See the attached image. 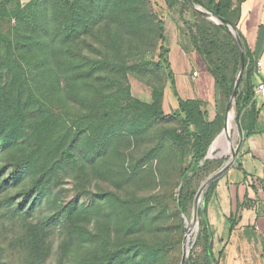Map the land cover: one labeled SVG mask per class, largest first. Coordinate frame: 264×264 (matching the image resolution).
<instances>
[{"label": "rangeland", "instance_id": "374dc122", "mask_svg": "<svg viewBox=\"0 0 264 264\" xmlns=\"http://www.w3.org/2000/svg\"><path fill=\"white\" fill-rule=\"evenodd\" d=\"M203 11L208 12L176 0L170 12L193 33L201 28L219 41L214 59L228 66L231 77L233 59L223 23ZM168 12L164 0L0 5V54L11 56L17 45H31L16 53L29 75L23 85L24 128L16 145L0 147V169L15 160L29 165L22 183L0 195V264H181L186 234L185 264H264L260 235L254 228H236L239 206L233 222L222 220L218 186L231 167L215 180L207 204V252L199 212L210 184L204 186L232 150L206 158L183 181L176 143L181 122L165 117L177 103L158 58L157 21ZM241 77L232 98L231 91L220 96L217 107H204L209 121L218 114L214 140L225 127L226 114H233L229 142L236 158L248 111L237 118ZM150 108H161L164 116H153ZM257 108V128L264 129V112L260 115ZM38 182L45 193L39 194L37 207L10 219L3 211L9 201L27 210L30 201L23 192ZM184 187L192 196L185 213L176 201Z\"/></svg>", "mask_w": 264, "mask_h": 264}, {"label": "trees", "instance_id": "16d2710c", "mask_svg": "<svg viewBox=\"0 0 264 264\" xmlns=\"http://www.w3.org/2000/svg\"><path fill=\"white\" fill-rule=\"evenodd\" d=\"M168 9L174 8L176 0H164ZM188 3V0H182ZM193 4H199L212 15L220 18L223 25L221 28L228 35L225 44L229 45L228 52L232 54V76L228 72V66L224 62L216 61L214 53L219 51L218 40L209 39L206 30L199 28L192 32L187 28L186 22H183V28L189 37L190 44L193 50L202 59L206 70L211 74L215 83L217 107L220 96L228 97L233 88V77L240 62V51L238 49L236 39L229 32V28L225 26L228 22L235 25V19L229 12L230 0H191ZM180 19V18H179ZM239 35V34H238ZM241 38V36L239 35ZM157 39L159 41L158 58L160 66L166 71L167 79L173 83L172 72L168 61L169 49L166 45L165 23L163 18L157 21ZM27 44L16 46L11 56L8 52L0 54V147L1 150H6L18 143L26 120L25 111L27 108L25 91L23 85L28 82L29 75L25 70L23 60L16 54L19 49L26 47V50H31L30 42ZM242 53L244 56V70L241 77L242 87L236 94V110L237 118H240L241 111L248 110L247 121L245 126V136H250L259 132L258 120L259 111L254 100V88L256 82L260 80L255 63L250 54L245 50L244 44ZM205 104L200 99H177V107L166 114L165 117H174L180 120L181 130L176 137V143L179 148V156L183 165V181H186L190 175L200 168V163L205 161L207 152L213 143L216 136V131L219 127L217 118L209 121L207 110L204 109ZM153 116H164L161 108H150ZM20 135V136H19ZM29 165L22 160L9 162L0 169V195L7 190L17 187L25 179ZM215 189V181L209 185L203 200V208L200 210L202 215V223L204 226L203 234L207 243V252L210 253L211 241L209 240V224L207 220V204L210 196ZM45 193L43 184L35 183L32 188L23 192L24 198L30 201L27 210H23L22 206L15 202L9 201V206L4 213L10 218H19L23 216L24 211L31 214L39 204L41 197ZM40 194V196H39ZM40 198V199H39ZM192 199L191 194L185 190V187L178 193L176 199L179 210L186 212L189 201ZM248 201L247 195H244L243 202L238 203L239 208H244ZM230 222L234 218L229 217Z\"/></svg>", "mask_w": 264, "mask_h": 264}, {"label": "crops", "instance_id": "0c3cea01", "mask_svg": "<svg viewBox=\"0 0 264 264\" xmlns=\"http://www.w3.org/2000/svg\"><path fill=\"white\" fill-rule=\"evenodd\" d=\"M31 1L0 0V5L18 6ZM229 12L235 19L234 26L241 36L245 50L257 68L260 80L256 82V88L259 83H264V0H230ZM168 14L163 21L166 45L169 49L167 57L173 77V83L169 81V87L176 103L180 97L200 99L205 105L215 106L216 90L213 77L193 50L181 20L170 10ZM169 32L171 39H168ZM255 100L261 115L264 112V102H260L258 98ZM235 164L218 186L217 199L223 208L222 220L227 218L229 221L230 216L235 218V207L242 203L244 195H247L248 201L244 208H240L236 228H254L256 234L264 241V129L244 138Z\"/></svg>", "mask_w": 264, "mask_h": 264}, {"label": "water", "instance_id": "95a60500", "mask_svg": "<svg viewBox=\"0 0 264 264\" xmlns=\"http://www.w3.org/2000/svg\"><path fill=\"white\" fill-rule=\"evenodd\" d=\"M188 3L190 5H193L192 1L191 0H188ZM203 13L206 15V16H214L212 15L210 12H206V11H203ZM215 18L219 21L220 18H218L217 16H215ZM227 26L229 28V30L231 31V33L233 34V36L235 37L236 39V43H237V46H238V49L240 51V62H239V68H238V73H237V81H235L234 83V86L232 88V93H231V98L235 95L236 91H237V88H238V80L239 78L241 77L242 75V72L244 70V56H243V53H242V49H243V45H242V41L238 35V32H237V29L236 27L228 22L227 23ZM231 98H230V101L228 102L227 106H226V110L230 107V104H231ZM231 158L229 159V161H227V163L223 166L222 169H220L215 175L211 176L206 184H205V188L211 184L213 181H215L217 178H219L220 176H222L234 163L235 159H236V150L235 149H231ZM208 158V156L206 155L205 159ZM204 187L201 188L197 194H196V197H195V205L197 204L198 202V196L200 195L201 192H203L204 190ZM196 208V206H195ZM196 215H197V209H195V214H194V218H196ZM188 234H186L185 238H184V242H183V249H182V260H181V264H185V261H186V258L188 256V252H189V238H188Z\"/></svg>", "mask_w": 264, "mask_h": 264}, {"label": "bare ground", "instance_id": "6f19581e", "mask_svg": "<svg viewBox=\"0 0 264 264\" xmlns=\"http://www.w3.org/2000/svg\"><path fill=\"white\" fill-rule=\"evenodd\" d=\"M233 118L234 117H233V114L231 112H228L226 114L225 127L221 130L219 135L216 137V139L211 144V146L208 150V154H207L208 158L220 157V156L227 155L230 153L231 145L229 142V136L231 134L232 128L234 127ZM189 222H191V221H189Z\"/></svg>", "mask_w": 264, "mask_h": 264}, {"label": "built area", "instance_id": "2783aa9c", "mask_svg": "<svg viewBox=\"0 0 264 264\" xmlns=\"http://www.w3.org/2000/svg\"><path fill=\"white\" fill-rule=\"evenodd\" d=\"M259 65H260V62L257 63V66ZM194 75H196V72H194ZM256 98L264 102V83H259L254 89V99Z\"/></svg>", "mask_w": 264, "mask_h": 264}]
</instances>
